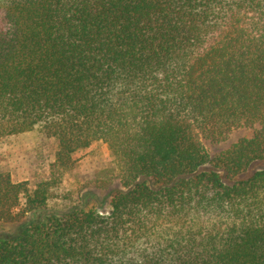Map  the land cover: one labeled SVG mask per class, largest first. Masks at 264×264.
Listing matches in <instances>:
<instances>
[{"label":"trees","instance_id":"16d2710c","mask_svg":"<svg viewBox=\"0 0 264 264\" xmlns=\"http://www.w3.org/2000/svg\"><path fill=\"white\" fill-rule=\"evenodd\" d=\"M28 131L55 148L33 188L0 171V264H264V168L236 178L264 159V0H0V138ZM95 141L124 189L49 208Z\"/></svg>","mask_w":264,"mask_h":264},{"label":"rangeland","instance_id":"374dc122","mask_svg":"<svg viewBox=\"0 0 264 264\" xmlns=\"http://www.w3.org/2000/svg\"><path fill=\"white\" fill-rule=\"evenodd\" d=\"M257 126L234 127L222 136L205 133L202 141L213 155L239 138L249 137ZM54 148L52 139L35 131L0 138V171L8 173L13 181H26L33 188L37 182L47 178L48 164ZM71 159V166L60 184L51 191L49 208L64 210L72 206L91 207L100 213H107L110 197L124 188L120 184L115 161L106 144L95 141L74 152ZM262 168L264 159L256 160L236 178H244ZM221 176L225 182L234 179L227 177L224 172H221ZM19 221L18 217L0 215V234L7 235L12 232Z\"/></svg>","mask_w":264,"mask_h":264}]
</instances>
